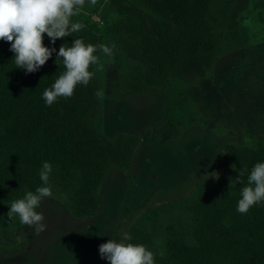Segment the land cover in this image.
Masks as SVG:
<instances>
[{"label":"trees","instance_id":"trees-1","mask_svg":"<svg viewBox=\"0 0 264 264\" xmlns=\"http://www.w3.org/2000/svg\"><path fill=\"white\" fill-rule=\"evenodd\" d=\"M141 1L156 17L144 20V25L131 21L145 66L140 79L132 75L136 89L131 94L163 85L167 77L188 83L205 78L222 52L220 41L227 38L224 29L214 32L219 25L214 13L218 0ZM74 39L99 45L101 34L84 25L52 44L45 33L44 45L56 52L32 73L17 67L10 42L0 40V230L11 221L7 214L11 204L42 186L39 171L45 161L52 165L51 189L58 185L73 218L96 214L98 191L111 168L131 177L132 155L140 137L121 134L109 138L95 132L91 115L98 85L93 78L87 86L78 84L71 97H59L51 106L43 99L45 89L66 70L63 58L57 57L60 46L70 47ZM206 122L202 118L198 123ZM176 125L163 122L155 136L175 139L185 129L178 130ZM252 138V145L224 143L231 159L227 173L197 182L182 199L143 211L130 225L126 234L131 240L126 243L146 246L154 254V264H264V202L246 214L237 212L248 175L256 163L264 162V136ZM242 168L246 171L237 182ZM54 196L62 197L59 192ZM175 204L187 211V225H178V232L168 228L161 237L163 246L158 247V231L168 221L161 217Z\"/></svg>","mask_w":264,"mask_h":264},{"label":"rangeland","instance_id":"rangeland-1","mask_svg":"<svg viewBox=\"0 0 264 264\" xmlns=\"http://www.w3.org/2000/svg\"><path fill=\"white\" fill-rule=\"evenodd\" d=\"M214 13L219 20L214 32L219 34L224 29L227 38L220 41L222 52L210 73L194 83L167 77L163 85L148 91L154 96L160 94L161 100L144 104L130 97L136 89L132 75L140 79L145 71L137 29L131 21L144 25L143 21L155 14L141 0H96L95 5L85 1L72 21L98 30L99 45H114L111 57L99 50L96 53L103 70L96 71L93 79L104 96H96L91 115L95 132L109 138L141 136L144 128L147 134L148 129L155 130L163 122L166 109V121L177 123L178 130L206 118L225 143L252 145V136H264V0H218ZM156 142L146 139L144 150L157 154L160 147ZM160 159L170 165L159 156L136 157L138 188L132 177H122L116 168L110 169L113 172L100 186V209L92 218L74 219L64 206L65 195L55 184L53 196L43 198L36 209L44 216V231L36 234V226L21 224L18 216L0 230V264H110L101 258L99 246L109 239L121 241L134 215L165 200L166 195L149 192L142 184L150 177L144 170L157 172ZM56 192L62 197H55ZM188 217L182 205L172 206L161 217L168 221L158 231L156 245L162 247L166 230L178 232V225H187Z\"/></svg>","mask_w":264,"mask_h":264},{"label":"clouds","instance_id":"clouds-1","mask_svg":"<svg viewBox=\"0 0 264 264\" xmlns=\"http://www.w3.org/2000/svg\"><path fill=\"white\" fill-rule=\"evenodd\" d=\"M92 5L96 0H90ZM85 5V0H0V40L10 42V51L14 53L18 68L32 73L43 66L56 52L54 47L44 45V34L55 44L57 38L71 36L79 32L84 25L73 22L72 17L79 14ZM112 47L107 45L85 44L82 39H74L70 47L60 46L57 57L63 58L65 71L55 80L51 88L45 89L43 99L51 106L59 97H71L78 84L87 86L96 71L103 70L99 50L108 57L112 56ZM90 67L94 70L90 71ZM98 98L104 96L103 89L96 92ZM246 169H241L236 177L237 182L244 176ZM52 165L45 161L39 171L42 186L33 191H27L23 198L14 201L8 217L18 216L20 223L35 225L39 234L45 230L42 222L44 216L36 211L43 198L52 197L49 183ZM215 176V173L206 174ZM264 202V162H258L247 177V186L241 190V198L237 204V212L246 214L257 203ZM131 237L124 234L121 241L109 239L99 246L101 258H106L110 264H154V254L146 246L126 243Z\"/></svg>","mask_w":264,"mask_h":264},{"label":"crops","instance_id":"crops-1","mask_svg":"<svg viewBox=\"0 0 264 264\" xmlns=\"http://www.w3.org/2000/svg\"><path fill=\"white\" fill-rule=\"evenodd\" d=\"M148 91L143 94L132 95L130 97L136 98L139 102H144V104L145 102L149 101L158 102L161 100L160 94H156L157 96H154L153 94H149ZM169 111L171 112L170 108ZM167 113L168 112L165 109L163 122L166 121ZM206 121L207 122L205 125H202L198 122L189 124L184 130L181 131L178 137L170 140L160 139L155 136V131L158 127L155 130L148 129L150 131L148 132L151 133L150 135H147L146 132H144L145 128L141 130V136H139L140 141L133 151L130 167L134 186H137L138 188V182H140L137 179L138 177L135 170L137 156H144V159H146L147 156H159V158L163 157L165 160L170 162L169 165L160 159V167L155 173L150 169L144 170V172H147L148 176L150 175V177L149 179L146 177V179L142 181V184L144 186H148L149 192L157 191L166 195L165 200L161 203L175 201L186 197L192 191L194 185L199 181L209 180L225 175L229 169L231 159L223 149V145L225 143L224 140H222V137L214 132L211 126L212 123L210 126H208L209 122L207 119ZM146 139H150L152 142L157 141L156 144L163 150L164 153H161L160 148L157 154L149 153L144 150L143 142ZM111 172L113 171H108L103 182L108 178ZM210 173H215L216 175H209L206 179L205 175ZM119 174L122 177L125 175L122 171H119ZM152 177L158 178L153 179ZM99 192L100 188L98 191L97 212L100 209ZM157 204L158 203L148 205L142 211H145ZM142 211L134 215L133 219L130 221V225L142 213ZM93 216L74 219L92 218Z\"/></svg>","mask_w":264,"mask_h":264}]
</instances>
